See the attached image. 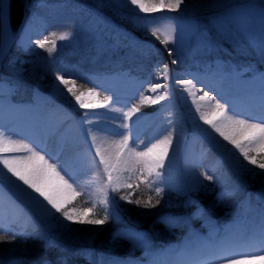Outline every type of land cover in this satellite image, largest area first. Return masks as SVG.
I'll use <instances>...</instances> for the list:
<instances>
[{
    "label": "rangeland",
    "instance_id": "374dc122",
    "mask_svg": "<svg viewBox=\"0 0 264 264\" xmlns=\"http://www.w3.org/2000/svg\"><path fill=\"white\" fill-rule=\"evenodd\" d=\"M212 6L218 9L203 14H185L167 10L145 14L139 12V9L132 5L130 0H27L24 16L16 31H13L15 44L0 71V79L4 76L9 77L8 80L3 78L0 80V82H4L3 87L7 88L8 94L0 93V96L5 99L6 104H15L12 99H14L17 90L23 87L30 93V102L34 99V94H47L52 91L59 82L56 80V76L59 74L66 80H75L77 94L83 92L84 99L89 96L88 90L93 89L94 94L89 97H92L94 104L100 105L113 96L112 87L106 85L109 81L107 75L112 71H120L122 76L119 74L118 76L122 79L140 83L149 80L155 70L163 71L165 64L168 65L170 73L187 71L186 69H189L190 66L196 68V66L207 64L213 65V62H216L218 66L227 64L235 69L240 67L238 70L247 72L248 70H258V64L260 68L264 69V0H219L218 3L213 2ZM27 21L29 25H39V31L31 37L29 36L28 44L19 39L20 30ZM169 24L176 28L175 38L172 42L164 44L161 42L163 36L157 39L151 35V27L164 29ZM63 32L70 33L69 38L56 39L55 50L51 54L46 51L48 47H51V44H46L45 48H40L35 44L38 39L43 40L46 36L52 39V33L59 35ZM18 39L19 42H17ZM219 56L242 59L240 60L242 64L237 66L230 59L219 60ZM243 57L247 64L249 63L248 59H252L251 64L247 66L243 64ZM124 62L126 64H123ZM108 63H113L114 66H109ZM117 63L118 68H116ZM223 65L221 67L225 69ZM139 74H143V76H139ZM82 78L85 79L82 80ZM166 86L168 87L166 93L171 95L169 85L165 84ZM135 90L134 88V92H131L134 95L137 93ZM57 95L62 99H60L62 103L56 102L57 105L76 104L70 95H65L60 91ZM48 98L53 100V97L48 96ZM120 98L123 99L126 107L133 108L134 105L130 97L120 96ZM216 101L214 99L213 105L214 110L218 112L220 110L215 107ZM85 102L89 103L86 100ZM143 103L154 105L151 101H143ZM249 122L258 123L252 119ZM179 127L184 129L181 123ZM224 149L233 157L227 169L222 167L216 173L198 166L193 172L196 182L185 185L159 183L163 189L159 196L151 191L158 201L166 204L164 207L171 209L165 213L161 212L156 218L169 232L170 238H174L179 232L185 233L188 227L185 225L186 221L193 222V219L201 220L202 226L212 230L207 231L214 237L213 229L218 226H216L214 215H219L228 221L229 219L234 220L229 224L225 223L228 233L241 231L244 234L248 229L259 228L260 217L264 211V173L261 172L259 175L258 170H254V164L245 160L239 150L229 142L224 144ZM249 154L258 155L256 152ZM131 166L128 170L116 173L115 176L119 175L121 182L126 180L127 183L133 185V188L121 187L118 191H112L110 187H105L106 185L102 183L105 178L99 177L101 185L98 196L89 191H81L74 186L71 190L66 189V192L70 197L74 195V192H79L80 195L75 196L72 203L78 199L79 204L86 208L92 207V201L105 199L106 194L109 202V218L106 221L110 225L109 231L127 235L128 238L125 237V239L129 241V244L131 246L135 244L143 252V259L152 262L158 257V252L161 254L164 251H161L162 245L156 244L160 230L157 232L156 228H152V217L148 219L145 214L137 213V209L135 211L128 210L139 220L136 225H143L146 233L136 228L135 223H121L118 220V217L121 216L116 205H120L122 208L126 204L130 207L134 206L121 197L131 192V198L136 199L137 195H141L139 191L145 192V187L141 186L143 176L146 175L140 171L143 165L135 162ZM129 170H132V173ZM204 171L212 174L214 179L212 181L204 180L199 175ZM159 173L161 178L167 179L168 176L166 177L160 171ZM130 174H133V178L127 180L126 178ZM254 176L258 178V185L251 182ZM153 178L148 177V179ZM198 181L204 187L196 188L195 185ZM225 187L235 188V194L230 198L217 201L216 199L212 201L209 198L213 196L211 193L213 189H218L221 192ZM197 195L202 197L200 198L202 202L193 199ZM165 196L171 198L165 199ZM203 200L212 204L214 214L212 212L209 215L200 208L199 205L204 206L205 204ZM72 203L68 207L80 209L79 204L72 206ZM188 203L197 205V207L189 208L188 214L179 215L180 211L185 210ZM51 213V215L44 214L37 217L28 215L26 217L25 225L36 228L45 237V240H33L46 243L48 240L46 234L48 233L56 236L63 235L67 238L77 233L76 231L79 229H72V224L75 222L65 220L54 209L51 210ZM92 214L102 218L104 215L102 206L93 209ZM156 216L157 214L154 215V217ZM166 219L175 220V226H170ZM80 226L85 227L86 225L80 224ZM19 227L0 223V228L4 229L3 233H9L10 229L18 230ZM199 234L198 230H191L190 237L186 241L192 242L195 238L198 239ZM72 239L80 238L75 235V237L72 236ZM118 242L117 239L109 238L106 243V252L116 253ZM260 255H264V253ZM101 258L103 264H114V261L121 260L93 255L91 263L98 264ZM253 264H264V261L257 260Z\"/></svg>",
    "mask_w": 264,
    "mask_h": 264
},
{
    "label": "bare ground",
    "instance_id": "6f19581e",
    "mask_svg": "<svg viewBox=\"0 0 264 264\" xmlns=\"http://www.w3.org/2000/svg\"><path fill=\"white\" fill-rule=\"evenodd\" d=\"M38 31L39 25H29L27 21L20 30L19 39L29 42V36ZM260 72V70L259 72L255 71L258 74H261ZM237 74L241 75V72ZM183 80H192L193 84L186 86L180 83ZM231 82L232 76L218 73L203 74L195 69L184 72H167V74L158 69L154 71L149 80L140 83L112 76L107 85L112 87L113 96L100 104V107L87 110L80 108L77 106L78 104L57 105L56 102L62 103V99L57 95L58 86H62L59 85V82L47 94H34V99L30 102L16 104L13 101L15 104H6L5 99L0 96V134H3L6 139H11L10 146L22 149L20 152L5 155L28 157L31 153L23 148L24 145H27L40 152L41 155H45L46 159L52 157L58 164L63 165L65 171L73 178L69 182L74 187L98 196L101 185L99 177L105 178L102 182L105 185L108 184V179L103 171V165L99 164V157L95 156V145L92 144L91 136L87 132L89 127L95 130L96 144L115 165L116 170L113 171V176L118 172L128 170L136 162L135 157L130 154V149H135L136 152L146 151L147 147L159 143L160 140L171 134L172 143L168 147V154L163 160V166L156 169L168 177L167 179L160 177L159 183L170 185L194 183L196 178L193 176V172L198 166L208 165L218 172L222 167L227 169L233 159L232 155L226 153L224 149V144L228 141H225L218 132L201 119V114L211 119L217 112L214 110V99L220 100V103L224 105L225 117L232 116L234 119H243L244 116H247L250 119L247 117L244 119L256 120L258 123L264 119V92L260 89V82L241 85L236 90V95L225 96L224 94L229 95ZM157 84L161 87L156 92H151L149 89ZM165 84L169 85L171 95L166 93L168 87H165ZM241 84L243 83L241 82ZM134 88L137 90L136 95L131 93L134 92ZM212 88H216V90ZM0 93L8 94L7 88L0 87ZM190 93L195 95H190ZM205 93L213 99L208 101L205 97L204 100H200V97ZM162 95L165 97L164 99H160ZM48 96L53 97V100ZM120 96L130 97L143 104L145 109L156 106L159 107V110L150 115H142L141 111H135V106L133 108L126 107ZM145 97L149 99H145ZM84 100L93 103L92 97L88 96ZM151 100H157L158 103H154V105L143 103V101ZM245 101L255 102V104H251L246 110L241 105ZM197 107L200 108V111H197ZM85 112L88 114L87 119L94 121V124L86 123ZM219 122L217 120V123ZM180 123L184 129L179 127ZM124 124H127L128 127H123ZM236 127V125L226 122V126H223L222 130L226 134L240 139L241 133L234 132ZM124 136H129L130 139L128 147L121 151V142ZM49 162L51 163L52 160ZM67 178L65 176V179ZM37 195L0 164V223L16 227L25 225L24 222L28 215L31 217L43 216L45 213L32 199ZM40 199L42 200V198ZM44 203L46 204V201ZM48 207L50 208V206ZM13 217H18L19 223H13ZM140 229L146 233L144 227ZM203 245V242H200V248ZM228 245L245 248L250 245L254 248L260 247L259 241H250L241 237L236 238ZM262 253L264 251L259 252V254ZM179 254L168 264H197L196 253ZM208 254L202 256L207 258Z\"/></svg>",
    "mask_w": 264,
    "mask_h": 264
},
{
    "label": "snow or ice",
    "instance_id": "6c2138e0",
    "mask_svg": "<svg viewBox=\"0 0 264 264\" xmlns=\"http://www.w3.org/2000/svg\"><path fill=\"white\" fill-rule=\"evenodd\" d=\"M184 0H169V3L165 4L164 0H130L132 5H135L139 12L145 14H153L158 11L167 9L169 11H175L180 8ZM6 8L7 5L0 2V23H2L6 17ZM151 35L160 39L163 36L162 43L168 44L172 42L175 38L176 28L174 25H167L164 29L160 27H151ZM70 33L63 32L57 35V33H52V39L45 37L43 40H36L35 44L40 48H45L46 44H51V47H48L46 51L50 54L55 50L56 39L65 40L68 39ZM175 63V61H173ZM163 71L165 74L168 72V65L165 64ZM56 80L59 81L58 91L65 95H70L74 98L76 104L79 105L82 109H94L100 107L94 103H86L83 99L84 93L81 92L77 94L76 91V81L75 80H66L62 75H57ZM180 83L191 86L193 84L192 80H183ZM4 86V82H0V87ZM161 85L157 84L151 87L149 90L151 92H156ZM187 91V88L185 89ZM94 94L93 89L88 90V95L91 96ZM190 95H195L190 93ZM207 97L208 101H211L213 97H208L207 93L204 96L200 97V100H204ZM162 95L160 99H164ZM145 99H149L145 97ZM151 103H158L157 100H151ZM215 107L220 111L213 114L212 118H207L204 114H201V119L205 124L210 125L216 132L223 137L225 141H228L234 146L235 149H238L241 155L247 160L250 164H254L257 167L264 169V163H258L256 156L250 155V152L264 153V119L259 123H250L247 119H234L232 116H224V105L220 103L219 100L216 101ZM135 111H139V108H136ZM197 111H200V108L197 107ZM127 116V114H125ZM86 118V123L89 125L94 124L95 122L91 119H87V112L84 113ZM223 118V119H221ZM217 120L220 122L217 123ZM226 122L234 124L237 127L234 128V132L239 131L241 133V138L236 139L233 135L226 134L222 127L226 126ZM123 127L127 128L128 125L124 124ZM87 132L91 136V142L95 145V156L99 157V164L103 165V171L107 175L108 184L105 187H110L112 191H118L121 187L133 188L131 183L121 182V177L119 175L113 176V171H115V165L111 163L110 158L105 156L104 151L101 147L96 144V135L95 130L92 127L87 129ZM130 137L124 136L122 143V149L128 147ZM12 143L10 138H5L3 134H0V164L7 169L12 176L16 177L17 180L21 181L23 185H26L28 189H31L34 193L38 194L36 197H32L34 202L40 208L42 212L47 215H51V210H55L56 213H60L61 216L70 222L80 223V224H90V225H103L109 218L108 212V200L105 199L99 201H92L91 208H81L68 207L72 203V200L75 196L80 195L79 192H74L73 196H68L66 194V189H73V185L69 183L70 179H73L69 175L63 165L58 164L52 157L48 159L45 158V155H41L40 152L33 150L32 148L24 145L23 148L27 152L31 153L28 157H18V156H7L5 154L17 153L22 149L17 147L10 146ZM172 143L171 134L166 136L163 140H160L157 144H152L151 147H147L146 151L136 152L135 149H130V154L135 157L136 164H142L140 171L141 173H146L143 176L142 183H145V187L154 191L157 196H159L163 189L159 186L160 182V173L156 171L163 166V160L168 154V147ZM52 160L50 163L49 161ZM132 173V170H129ZM64 173L63 175L61 173ZM204 180L212 181L214 176L209 174V172L204 171L199 173ZM65 176L68 178L65 179ZM55 177V180H53ZM148 177H154L153 179H148ZM133 178V174H130L126 179L130 180ZM138 188L139 185L137 184ZM196 188L204 187L201 182H197L195 185ZM235 188H223L217 199H227L235 194ZM74 191V190H73ZM132 193L129 192L125 196H122L121 199L127 200L129 203H135L137 205H143L145 208L155 207V204L152 203V197L149 196L147 200L142 199H132ZM42 198V200L40 199ZM46 201V204L44 203ZM159 201L157 200L156 203ZM50 206V208L48 207ZM98 206H102L104 215L102 218H90V214L93 212V209ZM202 212V210H201ZM262 217H264V211H262ZM13 223H19L18 217L12 218ZM166 222L170 226H175V220L166 219ZM217 232L219 230H216ZM4 229L0 228V233H3ZM11 238L15 239L17 236L27 240V239H37L45 240V237L42 236L39 231L30 226L22 225L18 230H9ZM228 230L225 229V236L218 242L211 244L210 247L214 249V254L197 261V264H253L254 261H264V255H260L258 251H254L250 248L229 246L226 242L228 239ZM7 237L3 234H0V242H5ZM259 245L260 251H264V218H262L261 224L259 226ZM46 247L53 248L57 247L54 240H46ZM83 254L91 260L92 254L84 250ZM13 264H26L23 260L13 261ZM40 264H52L48 259H44ZM57 264H67V260L63 256L57 258ZM98 264H103V259L101 258L98 261ZM114 264H136V262L131 260H116ZM151 264V262H150Z\"/></svg>",
    "mask_w": 264,
    "mask_h": 264
},
{
    "label": "trees",
    "instance_id": "16d2710c",
    "mask_svg": "<svg viewBox=\"0 0 264 264\" xmlns=\"http://www.w3.org/2000/svg\"><path fill=\"white\" fill-rule=\"evenodd\" d=\"M219 0H184V2L181 4L180 8L175 10L176 13H185V14H203L208 11H213L217 10L218 8L212 6L213 2L218 3ZM158 2V0H157ZM165 4L169 3V0H164ZM27 4V0H11L10 2V21H11V29L12 31H16L17 27L19 26L24 13H25V6ZM167 10V9H164ZM168 12H171L167 10ZM172 11V12H175ZM232 60L239 61L242 59H237V58H231ZM243 61L245 62V58L243 57ZM248 57L246 58V60ZM248 61L251 63L252 59H248ZM248 63V64H250ZM123 64H126L125 62ZM247 64V63H246ZM257 64V63H256ZM109 66H114L113 63H108ZM116 66H119L118 63ZM259 66V64H258ZM110 68V67H108ZM115 68V67H114ZM139 68V67H138ZM6 77V76H4ZM85 77V76H83ZM9 78V77H6ZM12 78V77H11ZM83 78L82 80H84ZM86 85V84H82ZM88 86V85H87ZM19 98H27L28 92L20 90L19 93L17 94ZM257 162L258 163H264V154H258L256 156ZM254 170H258V174L260 175L261 172L264 173V169H261L254 165ZM262 173V174H263ZM251 182L256 185H258L259 181L257 176H254L253 179H251ZM142 187H145V183H141ZM255 187V186H254ZM141 190V189H140ZM212 190V194H213ZM146 192V193H145ZM145 192H140L141 195H137L136 199H142V200H147L149 196L152 197V203L155 204V207H150V208H145L143 205H137L135 203H132V207L128 206L127 204L124 205V207H120V205H116L117 211H120V216L123 218L124 221H127L129 223H135L136 225L138 223V219L135 218L133 215H131L129 211H137V213H143L146 216H148V219L152 217V228H156L155 231H159L158 233V241L157 245H162L163 247L165 246H170L172 242L181 235V233H177L174 238H170L169 232L163 228V226L160 224V222L156 221L154 218V215L158 214L161 211H170L171 209L166 208V204L161 203L160 201L156 203L157 197L154 195L151 190L145 187ZM171 196V195H169ZM166 198H171L167 197ZM197 200H200L202 198L201 196H195ZM212 201H214V197L210 196L209 197ZM202 202V201H201ZM205 202L204 206L207 207L208 210L211 212H214V209L212 208V204L209 202ZM80 201L76 199L73 203L72 206H76V204H79ZM209 203V204H208ZM80 209L81 208H86L82 207L80 204ZM188 205L185 206L184 211H180L181 213H186L188 214ZM218 216V215H215ZM95 217L99 218L96 215H93L92 213L90 214V218ZM194 220V219H193ZM194 222V221H193ZM197 224H200L199 222H196ZM81 225H86L85 227H81L80 223H73L72 224V229H79L76 232V237L80 238L77 240H73L72 236L75 237V235H71L69 238L61 235V236H56L54 234H46L48 239L54 240L55 244L57 247L53 248H48L46 247V243H42L37 240L33 239H23L16 237L15 239L11 238V235L9 234H3L7 237L5 242H0V264H13V261L17 260H23L26 262V264H40L42 260L45 258L48 259L49 261L52 262V264H57V258L59 256H63L67 260V264H92L91 260L86 258V256L83 254L84 250H87V252H90L95 257L98 256V254L101 253H106V243L109 238H113L114 235L112 232H110L109 228L110 225L109 223H105L103 225H90V224H81ZM140 228H143V225H136ZM87 228V229H86ZM145 228V227H144ZM81 229V230H80ZM103 234V235H102ZM172 235V234H171ZM92 236L93 238H91ZM119 238V237H118ZM134 249V252L137 254L140 253V251H137V248H133L128 240L119 238V242L116 248V254L119 255H126L130 251ZM136 250V251H135ZM135 253V254H136Z\"/></svg>",
    "mask_w": 264,
    "mask_h": 264
},
{
    "label": "water",
    "instance_id": "95a60500",
    "mask_svg": "<svg viewBox=\"0 0 264 264\" xmlns=\"http://www.w3.org/2000/svg\"><path fill=\"white\" fill-rule=\"evenodd\" d=\"M3 4L7 5L6 17L2 23H0V71L3 67V63L6 60L9 52L14 44V37L11 31L10 23V2L11 0H0Z\"/></svg>",
    "mask_w": 264,
    "mask_h": 264
}]
</instances>
